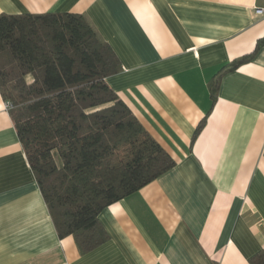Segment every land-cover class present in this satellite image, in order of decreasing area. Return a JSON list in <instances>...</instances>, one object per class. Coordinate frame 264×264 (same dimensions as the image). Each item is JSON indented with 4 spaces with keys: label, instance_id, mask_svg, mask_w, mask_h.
I'll use <instances>...</instances> for the list:
<instances>
[{
    "label": "crops",
    "instance_id": "1",
    "mask_svg": "<svg viewBox=\"0 0 264 264\" xmlns=\"http://www.w3.org/2000/svg\"><path fill=\"white\" fill-rule=\"evenodd\" d=\"M264 0H0L78 13L118 57L107 83L176 165L61 238L0 91V264H254L264 251ZM212 95L211 79L231 61ZM203 125L201 126V124ZM201 126V127H200Z\"/></svg>",
    "mask_w": 264,
    "mask_h": 264
},
{
    "label": "trees",
    "instance_id": "2",
    "mask_svg": "<svg viewBox=\"0 0 264 264\" xmlns=\"http://www.w3.org/2000/svg\"><path fill=\"white\" fill-rule=\"evenodd\" d=\"M247 58L218 71L212 95ZM120 70L84 14H0V91L59 236L82 253L108 239L105 208L176 165L107 83Z\"/></svg>",
    "mask_w": 264,
    "mask_h": 264
},
{
    "label": "built area",
    "instance_id": "3",
    "mask_svg": "<svg viewBox=\"0 0 264 264\" xmlns=\"http://www.w3.org/2000/svg\"><path fill=\"white\" fill-rule=\"evenodd\" d=\"M263 11H264V9H260L259 12H263ZM12 107H13L12 102H10V101H6V108H7V109H10V108H12Z\"/></svg>",
    "mask_w": 264,
    "mask_h": 264
}]
</instances>
